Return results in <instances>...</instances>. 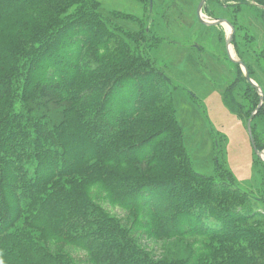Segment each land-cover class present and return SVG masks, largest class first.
Wrapping results in <instances>:
<instances>
[{
  "label": "trees",
  "instance_id": "1",
  "mask_svg": "<svg viewBox=\"0 0 264 264\" xmlns=\"http://www.w3.org/2000/svg\"><path fill=\"white\" fill-rule=\"evenodd\" d=\"M109 24L93 0H0V264H77L70 249L90 264L185 261L159 260L96 204L94 187L156 243L226 231L193 228L204 225L191 195L202 178L184 169L191 183L178 188L181 141L156 112L157 73ZM236 240L219 237L215 253ZM225 253L219 264L242 258Z\"/></svg>",
  "mask_w": 264,
  "mask_h": 264
},
{
  "label": "rangeland",
  "instance_id": "2",
  "mask_svg": "<svg viewBox=\"0 0 264 264\" xmlns=\"http://www.w3.org/2000/svg\"><path fill=\"white\" fill-rule=\"evenodd\" d=\"M93 1L114 24V32L130 43L129 51L147 62L144 69L157 73L153 90L161 100L156 112L170 116L181 141L178 188L185 191L191 183L184 181V169L202 178L193 181L191 195L201 199L193 210L204 225L193 228L226 231L208 239L195 234L184 242L156 243L133 227L132 210L115 206L94 187L96 204L133 228L140 244L153 249L159 260L167 255L185 258L180 264H219L226 250L240 254L238 264H264V6L253 0H205L198 10L202 0H152L150 9L149 0ZM256 1L264 5V0ZM218 19L229 24L215 23ZM212 194L224 202L214 201ZM145 221L136 217L137 223ZM219 237L237 240L218 254ZM69 254L77 264H90L82 251L70 249Z\"/></svg>",
  "mask_w": 264,
  "mask_h": 264
},
{
  "label": "water",
  "instance_id": "3",
  "mask_svg": "<svg viewBox=\"0 0 264 264\" xmlns=\"http://www.w3.org/2000/svg\"><path fill=\"white\" fill-rule=\"evenodd\" d=\"M204 1H205V0H202V1L200 2V4L198 5V10H199L200 7L203 5ZM149 7H150V9H151V7H152V0H149ZM203 23H205V22H203ZM215 23H226V24H229L227 21H225V20H223V19H218ZM207 24H208V23H207ZM209 24H210V23H209ZM229 40L231 41L232 38H230ZM235 62H236V61H235ZM244 68H245V66H244ZM245 69H246V68H245ZM248 82H249L252 86L255 87V84L252 82V80H251L250 78H248ZM259 106H260V104L257 105V109L259 108ZM251 143H252V145H253L254 150H255L256 152H258L257 149H256L255 146H254V143H253L252 139H251Z\"/></svg>",
  "mask_w": 264,
  "mask_h": 264
},
{
  "label": "flooded vegetation",
  "instance_id": "4",
  "mask_svg": "<svg viewBox=\"0 0 264 264\" xmlns=\"http://www.w3.org/2000/svg\"><path fill=\"white\" fill-rule=\"evenodd\" d=\"M245 68H246L247 72H249V70H248V68L246 66H245Z\"/></svg>",
  "mask_w": 264,
  "mask_h": 264
},
{
  "label": "bare ground",
  "instance_id": "5",
  "mask_svg": "<svg viewBox=\"0 0 264 264\" xmlns=\"http://www.w3.org/2000/svg\"><path fill=\"white\" fill-rule=\"evenodd\" d=\"M228 44H229V43H228ZM229 45H230V44H229ZM259 155L262 156L261 153H260Z\"/></svg>",
  "mask_w": 264,
  "mask_h": 264
}]
</instances>
